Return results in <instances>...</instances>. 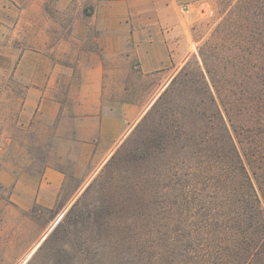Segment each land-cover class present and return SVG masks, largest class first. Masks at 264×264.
<instances>
[{"label": "rangeland", "instance_id": "rangeland-1", "mask_svg": "<svg viewBox=\"0 0 264 264\" xmlns=\"http://www.w3.org/2000/svg\"><path fill=\"white\" fill-rule=\"evenodd\" d=\"M71 1L76 2L72 7L67 0H0V264H208L193 216L173 211L170 200L155 194L157 184L136 179L96 184L113 155L104 165H73L69 155L59 153L69 145L55 140V121L30 101L35 77L28 54L50 51L67 35L79 0ZM187 2L195 15L191 68L196 75L208 68L222 75L219 85L235 90L230 92L235 125L230 130L257 186L252 167H264V0ZM123 77L127 91L111 96L116 101L151 99L158 92L150 89L151 78ZM78 82L79 75L59 73L48 93L67 101ZM259 125L254 134L246 131ZM251 135L263 144L259 152L250 146ZM123 143L114 153L119 161L112 163L119 165L117 174L164 160L146 159L135 145L120 153ZM213 144L209 141L203 151L176 152L174 159L178 165H229ZM47 168L65 174L55 196L41 192Z\"/></svg>", "mask_w": 264, "mask_h": 264}, {"label": "crops", "instance_id": "crops-1", "mask_svg": "<svg viewBox=\"0 0 264 264\" xmlns=\"http://www.w3.org/2000/svg\"><path fill=\"white\" fill-rule=\"evenodd\" d=\"M75 3L67 0L71 7ZM77 4L60 43L45 53L28 54L35 77L30 101L55 121V140L68 143V149L60 147V154L69 155L73 165H104L191 57L190 26L195 15L187 0H79ZM59 73L79 75L67 101L48 93ZM134 73L151 78L150 89L158 92L151 99L116 101L111 96L123 97L127 91L123 75ZM117 89L121 92H111ZM45 174L41 192L55 196L65 174L56 168H47Z\"/></svg>", "mask_w": 264, "mask_h": 264}, {"label": "trees", "instance_id": "trees-1", "mask_svg": "<svg viewBox=\"0 0 264 264\" xmlns=\"http://www.w3.org/2000/svg\"><path fill=\"white\" fill-rule=\"evenodd\" d=\"M221 76L208 68L196 75L188 59L120 152L135 145L148 160L164 159L161 165L145 169L133 165L136 168L117 174L119 165L112 163L119 161V154H113L96 184L107 179L157 184L155 194L170 200L173 211L195 218L197 241L208 264H264V167H252L256 186L230 130L235 127L229 116L230 92L235 90L219 85ZM195 80L200 82L197 88L191 86ZM260 126L246 131L254 134ZM249 138L252 150L259 152L263 144L252 135ZM209 141L214 143L212 149L226 154L229 165H178L174 159L176 152L208 149ZM236 156L239 163H234Z\"/></svg>", "mask_w": 264, "mask_h": 264}]
</instances>
